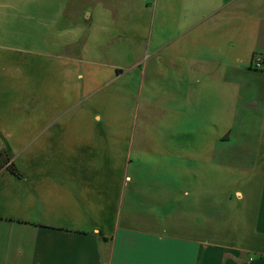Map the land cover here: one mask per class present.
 Returning <instances> with one entry per match:
<instances>
[{
  "label": "crops",
  "instance_id": "0c3cea01",
  "mask_svg": "<svg viewBox=\"0 0 264 264\" xmlns=\"http://www.w3.org/2000/svg\"><path fill=\"white\" fill-rule=\"evenodd\" d=\"M61 1L55 24L66 18L70 5L79 8L78 22L96 46L121 38L122 22L136 10L163 29L153 35L150 65L143 70L138 60L134 66L150 84L161 78V110L178 113L179 126L190 131L189 142L178 145L173 159L145 156L142 150L128 154L123 174L115 178L112 173L97 187L96 156L82 150L89 148L82 133L77 149L66 151L59 176L19 182L14 181L17 132L4 139L0 131V264H264V157L259 160L264 155V72L252 69L253 56H264V0H117L111 6L89 0L90 12H82L79 0ZM43 8L49 12L51 5ZM113 28L120 34L107 35ZM120 46L116 41L112 48ZM66 55L70 59L58 58L63 67L76 61ZM94 61L93 76L118 70L116 64ZM64 71L80 81L85 76ZM130 139L134 145L135 138ZM251 147L260 154L257 164L254 155L252 164L245 163ZM111 153L102 161L109 172ZM215 166L261 176L247 245L207 239L208 232L218 233L217 220L209 222L201 204L218 180L211 174ZM179 192L189 205L175 221L173 212L166 216L171 201L162 195ZM233 195L239 202L247 196L241 189ZM233 195L223 199L232 201ZM194 196L204 197L193 207Z\"/></svg>",
  "mask_w": 264,
  "mask_h": 264
},
{
  "label": "rangeland",
  "instance_id": "374dc122",
  "mask_svg": "<svg viewBox=\"0 0 264 264\" xmlns=\"http://www.w3.org/2000/svg\"><path fill=\"white\" fill-rule=\"evenodd\" d=\"M99 1L105 6L117 3V0ZM48 3L51 5L49 12L43 8L48 7ZM78 3H81L82 12L88 8L92 10L89 0H79ZM61 5V0L0 2V131L4 133V139L17 132L14 181L55 179L62 171L60 166L66 151L77 149L80 133L84 143L89 145L82 150H92L96 156L97 167H94L93 174L98 177L95 179L97 187L102 186L108 175L113 173L116 178L123 174V163L128 154L136 155L142 150L145 156L158 154L173 159L178 145L189 142L190 131L179 126L178 113L161 110V78L157 77L156 83L150 84L144 74L141 75L139 67L134 66L138 60L143 61V70L150 65V54L156 42L153 35L160 34L163 29L153 24V20L149 23L148 18L137 15L136 12L141 10H136L133 16L125 17L122 22L124 34L121 38L103 47L96 46L90 38L87 40L88 34L81 21L78 22L79 8L70 5L66 18L55 24V14ZM138 8L143 9V6ZM123 28L120 26L121 30ZM60 30L65 34L59 33ZM106 34L116 36L120 33L113 28ZM116 41L120 48H112ZM68 42H72V46H63ZM66 54L74 55L76 61H66L63 67L58 58L70 59ZM91 60L116 64L118 70H107L105 74L97 72L100 75L93 76L92 72L97 69L95 61L92 63ZM68 68L83 71L84 79L80 81L67 75L64 70ZM252 69L257 70L253 62ZM118 73L123 74L120 80L115 79ZM4 118L8 120L5 122ZM77 120H83L84 124ZM131 137L135 138L134 145ZM110 151L112 172L102 168L103 155ZM251 151L245 163L252 164L249 162L254 155L257 164L260 154L257 155L256 149ZM261 157L262 162L264 155ZM150 163L146 164L148 169ZM84 170L86 181L89 172L86 168ZM248 171L212 167L211 174L218 180L211 182L209 194H204L201 201L209 222L217 220L218 233L208 232L209 241L239 246L251 242L249 232L254 228L256 192H259L262 179L260 175L252 177ZM223 183L226 187L221 186ZM236 189L247 195L244 201L239 202L238 196L233 195ZM146 191L148 196L150 190ZM230 194L234 196L232 201L223 199L224 195ZM154 195L161 199L160 193ZM184 195V192L175 196L162 195V200L171 201L166 211V216L173 212L171 220H182L184 215L181 212L186 211L189 201ZM203 197H192V206ZM141 209L145 214L147 209Z\"/></svg>",
  "mask_w": 264,
  "mask_h": 264
},
{
  "label": "built area",
  "instance_id": "2783aa9c",
  "mask_svg": "<svg viewBox=\"0 0 264 264\" xmlns=\"http://www.w3.org/2000/svg\"><path fill=\"white\" fill-rule=\"evenodd\" d=\"M252 62L254 63L255 69L258 71L264 72V58L258 55H255L252 58Z\"/></svg>",
  "mask_w": 264,
  "mask_h": 264
}]
</instances>
